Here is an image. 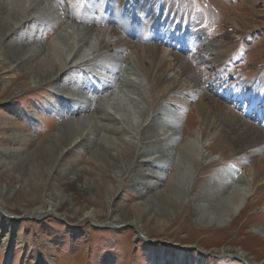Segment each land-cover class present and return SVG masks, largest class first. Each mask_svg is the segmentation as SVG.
Returning a JSON list of instances; mask_svg holds the SVG:
<instances>
[{
	"label": "bare ground",
	"instance_id": "bare-ground-1",
	"mask_svg": "<svg viewBox=\"0 0 264 264\" xmlns=\"http://www.w3.org/2000/svg\"><path fill=\"white\" fill-rule=\"evenodd\" d=\"M154 1L106 0L108 11L112 12V16L109 15L113 25L110 34L101 30L104 21L101 15L85 14L83 5L64 12V4L60 3L59 11L68 18L75 37L70 38L63 30L55 38L60 44L56 41L47 44L44 43L47 33L42 34L34 28L38 26L36 11L39 5H29L24 0H0V72L7 73L5 76L0 74V98L9 86V79L16 73L23 74L24 80L16 86L14 93L48 83L61 88L54 91L58 102L47 104V109L62 121L55 134L21 159H17L22 152L19 149H0L2 160L13 158L7 164L0 162L2 178L18 185L14 188L13 198L33 203L38 202L39 193L46 197L45 202L39 203L30 214H55L84 201L95 207L100 205L96 207L99 210L83 215L84 222L106 217L107 226H136L145 218L154 219L156 225L163 222L168 226L172 219L191 211L197 225L205 229H223L243 214L259 188L264 187L263 130L254 129L244 119L227 115L224 106L215 104L214 107L198 101L196 89L185 84L188 74L179 69L182 60L173 58L161 48L159 38L172 31L166 26L168 21L161 20L163 4L155 6ZM55 26L60 23L52 21L51 25H46V30ZM95 31L96 40L93 38ZM37 42L41 44L34 45ZM78 47H88L94 51V57L78 59ZM95 58L141 72L152 88L150 100L145 94L135 92L132 93L134 97L125 94L121 103L109 102L106 107L85 97L82 90L85 85L92 89L91 82H80L71 72ZM109 91L112 96L113 92ZM151 99L167 100L182 110L195 109L200 127L182 147L176 139L180 134L172 132L174 128L169 129V124L160 121L159 110L150 111L142 106L143 102L151 103ZM261 108L264 111V105ZM185 126L186 121L183 123L184 135ZM219 137L230 140L236 148L222 146L221 153L216 156L203 152L205 144H211ZM13 140L27 141L28 138L16 135ZM165 147L172 151L169 155L162 152ZM79 153L86 154V166L76 159ZM159 153L162 154L156 155ZM231 157L234 158L231 167L223 169L219 175L212 174L214 177L209 180L198 182L201 169ZM240 169L247 172L242 174ZM168 171L173 173L171 177H168ZM123 180L130 181L129 185L123 184ZM111 182H116L115 186ZM127 191L137 194L141 201L131 207L133 220L124 222L119 207L121 195ZM116 197L118 200L114 205L112 201ZM106 204L108 209L104 210ZM75 211L74 215H64L73 218L78 213ZM112 216L116 219L109 222ZM6 220L13 219L0 211V245L4 244L1 237ZM252 232L264 238V223ZM10 234H7L6 242L11 239ZM12 244L10 240L9 246ZM180 255L176 253L177 258ZM224 255L255 264L242 249L226 248L218 253L203 251L198 263L194 264H203L210 256Z\"/></svg>",
	"mask_w": 264,
	"mask_h": 264
},
{
	"label": "rangeland",
	"instance_id": "rangeland-1",
	"mask_svg": "<svg viewBox=\"0 0 264 264\" xmlns=\"http://www.w3.org/2000/svg\"><path fill=\"white\" fill-rule=\"evenodd\" d=\"M24 1L29 5H39L36 14L40 17L35 14L39 21L37 20L38 26L35 25L34 28L39 29L42 34L47 33L44 40L47 44L55 43V38L63 30L70 38L75 37L68 18L59 11L60 3L64 4V12L83 5L85 14H99L103 17V32L110 34L113 30V25L109 22L112 12L108 11L106 0ZM154 3L155 6L163 4L161 20L168 21L166 26L172 31L159 38L161 48H165L173 58L182 60L179 69L188 74L185 84L196 89L198 101L214 107L215 104L224 106L227 115L244 119L254 129L264 132V111L261 108L264 105V0H155ZM51 20L59 22L60 26H51L46 30V25H51ZM161 30L162 28L159 31ZM93 38L96 40L97 36ZM39 43L41 44L37 42L34 45ZM77 50L78 59L94 57V51L88 47H78ZM95 59L83 63V68L80 65V68L73 70L74 73L71 72L79 77L80 82H91V91L85 85L82 93L93 103L99 102L108 107L110 104L107 103H121L125 94L134 97L132 93L135 92L145 94L150 100L152 88L141 72L136 73L103 59ZM0 74L7 75L4 71ZM23 80V74L11 76L9 86L3 90L0 98L3 99V104H0V149H19L22 152L17 159L36 150L41 142L55 134L62 123L60 118L47 109V104L58 102L55 92L61 88L48 83L14 93L16 86ZM106 87L110 89L106 90ZM109 90L113 92L112 96ZM144 103L146 102L142 106L150 111L159 110L162 115L160 121L169 124V129L174 128L172 132L180 134L176 139L180 140L181 147L200 127V119L193 108L182 110L164 99ZM259 112L262 114L259 115ZM185 121L184 135L182 130ZM16 135L26 136L28 140H13ZM222 146L236 148L230 140L219 137L213 143L205 144L202 149L203 152L216 156L221 153ZM162 152L169 155L172 151L165 147ZM160 154L162 153L156 155ZM75 157L83 165H87L86 154L79 153ZM233 159L227 158L223 163L201 169L198 182L209 180L214 177L212 174L219 175L223 169L233 165ZM12 160L13 158H0L3 164ZM240 170L242 174L247 172L246 169ZM2 172L3 170L0 172V211L10 215L13 220H6L3 230L1 241L4 244L0 245V264H194L198 263L203 251L218 253L225 248L242 249L255 264H264V238L252 232L255 227L264 223V187L259 188L243 214L223 229H205L197 225L191 211L178 219H172L168 226H164L163 222L156 225L154 219L145 218L136 226H107L106 217L84 222V214L94 209L99 210L96 207H100L99 204L95 207L84 201L71 209L56 211L55 214H30L39 203L45 202L46 197L39 193L38 202L33 203L14 199V188L18 185L3 179ZM167 175L171 177L173 173L168 171ZM137 178L140 179L139 176ZM123 181L126 185L130 183L128 180ZM111 183L109 185L115 186L116 182ZM121 199L119 209L124 215L123 221L133 220L134 212L131 207L141 199L131 191L122 193ZM117 200L116 197L112 201L114 205ZM107 209L106 204L104 210ZM75 210L78 213L73 218L64 215H74ZM114 219L115 216H112L108 221ZM9 232L12 246H9L10 240L6 242ZM176 253L182 254L180 258H177ZM203 264L250 263L233 255H224L210 256Z\"/></svg>",
	"mask_w": 264,
	"mask_h": 264
}]
</instances>
